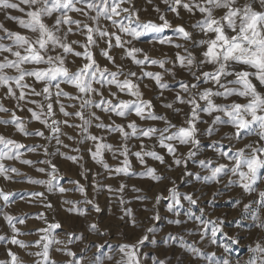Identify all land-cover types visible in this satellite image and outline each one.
Returning a JSON list of instances; mask_svg holds the SVG:
<instances>
[{
  "label": "snow or ice",
  "instance_id": "snow-or-ice-1",
  "mask_svg": "<svg viewBox=\"0 0 264 264\" xmlns=\"http://www.w3.org/2000/svg\"><path fill=\"white\" fill-rule=\"evenodd\" d=\"M161 2L166 5V11L175 14L176 18L183 19L180 10L186 12L190 19L197 15L199 18L190 24L191 30L183 24L173 26L153 0H147V3L152 4L154 11L159 13V20L162 22L159 24L151 20L142 21L139 16L140 9L135 7L134 0H0V12L5 14L7 20L16 22L19 28L25 30L12 31L0 23V32L4 33L0 35V89L5 90L0 101L12 99L15 101V108L20 111L26 109L31 113V120L26 122L17 116L14 110L0 102V112H11L10 119L0 118V125L5 127L11 125L26 137H40L49 142L55 140L56 145L63 147L68 145H64L60 139L61 125L76 128L83 134L78 143L93 142L95 150L88 149L92 159L106 171L114 172L116 175H138L157 183L167 179L152 167H147L140 173L132 172L129 159L131 155L142 165L145 164L147 157L158 161L168 170L173 167L181 168L182 177L187 178L186 183L219 185L223 184L224 178L227 177L225 189L237 186L245 194L258 192L256 200L243 204L240 219L250 217L252 225L264 232V215L261 214L264 210V190L258 191L259 184L264 183V92L258 90L257 84L253 82L255 80L260 87H264V0H244L243 3L241 0H161ZM11 11L23 15L13 16L10 14ZM72 13L82 18L76 19ZM166 30H170L171 34H165ZM149 34H152L150 39ZM77 35L84 39L82 41L70 39ZM177 40L183 43H177ZM137 42L169 45L182 51H176L174 58L168 57L167 53H164L162 58H152L144 49L136 46ZM101 43L106 47L100 48ZM113 48L123 49L121 59L130 58L134 65L140 67V73L131 69L126 70L124 66L116 64L110 54ZM94 49H99V54L111 63L116 71L101 67L95 59ZM69 56L82 61L75 71L68 67L69 62L75 63V59L68 60ZM149 66H158L161 71H146L145 68ZM208 66H211L210 70H205ZM176 69L186 73L190 79H177ZM166 75L172 77L176 87L164 80ZM145 78L154 82L158 90L154 98L161 106L170 110L172 115L181 117L180 125L174 124L167 114H158L151 99H144L140 85L144 83ZM36 84H41L42 87L37 90ZM62 85L74 88L75 94L66 92ZM113 86L117 91H112ZM144 87L151 88L148 84H144ZM105 91L108 92L107 97L104 95ZM165 92L174 93L173 99L169 100ZM119 93H125L131 99H120ZM33 97L41 99L36 100ZM232 97L244 98L246 102H237L236 99H230ZM62 99L76 103L65 104ZM217 99L223 102L217 103ZM54 105H58V111L64 117L78 118L81 123L70 124L68 119H56ZM177 105L187 106L188 112ZM69 107L77 110L69 112L66 110ZM94 109L104 113L110 121L113 115L125 120L135 115L141 121L163 122L164 127H156L154 124L141 127L135 120L129 121L126 125L116 124L115 121L106 124ZM205 115L212 118L211 123L203 118ZM33 120L43 125L49 134L46 136L45 131L40 129L29 131L27 124ZM201 124L207 127L201 129L199 127ZM223 125L233 129L232 135L225 136L224 139L230 141H240L249 137L256 139L250 140L243 148L235 151L231 143L225 148L219 141H212L208 148L215 156L228 163H220L207 157L200 158L202 138H210ZM93 126L109 135L118 133L122 143L113 146L105 142L104 136H97L89 131ZM68 138L74 139L72 136ZM133 138L140 142L139 150L135 152L131 151L128 144ZM144 139L149 141L154 139L155 143L146 146ZM157 145L165 150V154L156 150ZM180 146H186L187 152L180 153ZM41 147L45 156L56 155L55 152L49 153L46 146H26L0 134V161L20 160L22 164L35 166V162L21 159L23 156L21 149L36 152ZM105 151L110 152L113 159L124 157L120 166L110 168L103 159ZM166 155L171 157V163L166 160ZM65 158L73 162L81 159L76 156ZM40 163L49 165L51 170L43 167L36 170L45 173L49 178L43 180L28 177L27 182L44 185L48 192L57 189L60 193L68 191L59 185L58 170L51 160L46 159ZM190 164H195L198 171L191 170ZM9 173L20 175L16 168L6 167L0 162V177L10 180L12 177ZM72 183L78 184V181ZM171 183L172 187L167 189L169 203L166 207L176 219L169 220V223L181 226L189 221L194 222L196 228L188 230V234L198 235L199 241L189 243L183 236L169 234L163 243L178 244L203 264H231L229 257L232 245L238 244L239 240L229 237L224 231L225 220L220 217L209 219L203 207L199 208L197 215L192 208L198 205L200 197L194 193H181L176 181L172 180ZM124 187L125 185L121 184L119 191L122 192ZM75 190L81 193L85 191L83 186ZM109 191H112L110 187ZM14 195L0 189V200L3 201L0 216L11 232V235H0V245L5 246L8 257L7 264H29L28 260L22 258L8 245L23 250L24 256L30 258L31 264H58L51 255L54 245H64L55 248L56 252L68 258L63 264H86L85 253L92 247L96 248V252L87 264H104L105 259H112L110 255H105V249L110 247L107 244H93L80 252L73 251L68 245L82 240L83 236L67 233V242L57 239V230L62 229L58 222L37 229L40 235L34 242L26 243L19 239V236L34 233L21 231L17 227L18 224L24 225L26 220L32 217L27 215L14 217L4 211L15 202ZM28 195L33 198H44L42 192ZM220 195L221 190L218 189L208 203L214 206L215 199ZM137 199L145 200L147 197ZM161 199L164 197H156V206ZM182 201H187L189 205L187 209ZM64 203L73 205L67 209L70 213L75 212L81 216L87 213V209L75 207L73 201L66 200ZM83 203L100 212L99 206L92 201L85 199ZM121 203H124L123 199ZM240 203V200L235 199L232 206L239 207ZM44 207L50 209L52 205L45 203ZM125 215L131 216V210L125 209ZM34 218L47 223L43 213ZM150 219L158 221L160 213L156 211ZM131 223L136 226L134 217ZM235 223L237 227L240 226L239 220ZM89 229L98 231L95 224L89 225ZM156 231L154 225L147 228L135 244L117 246L121 257L116 264H145L149 253L142 252V249L146 242L151 245L157 244ZM205 240L222 249V256L218 257L216 252L209 253L197 246ZM32 248L39 250L30 251ZM249 253L245 264H264V241H255L254 246H249ZM153 264L169 262L167 259L153 258ZM236 264H240V261L237 260Z\"/></svg>",
  "mask_w": 264,
  "mask_h": 264
},
{
  "label": "rangeland",
  "instance_id": "rangeland-1",
  "mask_svg": "<svg viewBox=\"0 0 264 264\" xmlns=\"http://www.w3.org/2000/svg\"><path fill=\"white\" fill-rule=\"evenodd\" d=\"M243 2L244 0H241V3ZM134 3L135 7L140 9L139 16L142 21L146 22L151 20L158 24L162 23L159 20V13L154 11L153 5L148 4L147 0H134ZM153 3L160 8L161 12L165 14L166 18L173 24V26L183 24L188 30H191L190 24L194 21V19L199 18L197 15L195 18L190 19L189 15L183 10H180V15L183 17V19L176 18L175 14L166 11V5L163 4L161 0H153ZM125 6L127 7V5ZM10 14L13 16L23 15L22 13L16 11H11ZM71 15L76 19L82 18L76 13H72ZM0 23H3L5 28H8L12 31H25L19 28L16 22L7 20L3 12H0ZM3 34V32H0V35ZM165 34L170 35V30H166ZM151 35L152 34H149V39L151 38ZM70 39L82 41L84 38L77 35L70 37ZM125 39H127V37H125ZM176 42L183 43L181 40H177ZM5 43H7V41H5ZM136 46L144 49L152 58H162L164 53H167L168 57L174 58L176 51H182L169 45H160L158 43L153 45L137 42ZM104 47H106V45L101 43L100 48ZM110 54L114 57L116 64L124 66L126 70L131 69L138 74L140 73V67L134 65L130 58L121 59L123 55V49L113 48ZM94 56L101 67H108L111 71H116V68L99 54V49H94ZM73 59H75V63L73 64L69 62L68 67L75 71L76 68L81 65L82 61L81 59L74 58L72 56L68 57L69 61H72ZM210 67L211 66H208L205 70H210ZM145 70L153 72L161 71L158 66H149L145 68ZM176 72L177 79H190V77H188L187 74L180 69H176ZM121 79H123V77H121ZM133 79L135 80V78ZM164 80L169 84H172L173 87H176V85L173 84L171 76L166 75ZM253 82L257 84L258 90L264 92V87H260L258 82L255 80ZM144 84L150 85L151 88H145ZM35 87L37 90H39L42 85L36 84ZM62 87L66 92L72 94H75L76 92V90L71 86L62 85ZM140 87L144 93V99L152 100L153 104L155 105L154 110L158 114H167L169 119H171L174 124L180 125L182 123L180 116L172 115L170 110L163 108L160 102L154 98L158 94V90L156 89L153 81L145 78L144 83H142ZM4 91L5 90L0 89V97H3ZM112 91H117V89L113 86ZM104 95L107 97L108 92L105 91ZM165 96H167L169 100H172L174 93L165 92ZM119 98L131 99V97L125 93H119ZM33 99L39 100L41 98L33 97ZM230 99H236L237 102L240 103L246 102L244 98L232 97ZM0 102H2L5 107L14 110L16 115L23 118L26 122L31 120V113H29L26 109L24 111H20L19 109L15 108L14 100L4 99ZM62 102L65 104L76 103L75 101H68L66 99H62ZM216 102L222 103L223 101L217 99ZM28 107H34V105H28ZM177 107L183 108L185 112H188L189 110L187 106L184 105H177ZM54 110L57 113L55 118L58 120L68 119L70 124L81 123L78 118H66L60 114L58 111V105H54ZM66 110L69 112H74L77 109L69 107ZM94 111H97V115L101 116L104 123L106 124L115 121L116 124L126 125L129 121L135 120L136 123L141 127H146L148 124H154L156 127L160 128L164 127L163 122L141 121L135 115L129 116L127 120L113 115L112 121H110L104 113L95 109ZM0 118L10 119L11 112H0ZM203 118L211 123V117L205 115ZM199 127L204 129L207 127V125L201 124ZM27 128L29 131L36 129L44 130L46 136L49 134L48 131L44 129L43 125H41L38 121L33 120L31 123H28ZM61 131L62 134L60 139L63 141V144L68 145V147L56 145L55 140L49 142L40 137H26L17 132L11 125L7 127L0 125V134L4 135L6 138L14 139L26 146H46L49 153H56V155L45 156L43 147L38 148L36 152H27L26 149H21V152H23L21 159L31 160L35 162V166L22 164L20 160L6 159L4 161H0L6 167L16 168L20 173V175H17L16 173H9V175L12 177L10 180H5L3 177H0V189L6 193L15 194V202L11 203L7 208L4 209V211L14 217H23L25 215L32 217L27 219L24 225H17L21 231H31L34 233L33 235H23L18 237L24 242H34L35 240L39 239L40 235L37 233V229L45 228L50 223L58 222L62 225V229L57 230V239L67 242V233H75L76 235L83 236L82 240H77L74 244L68 245V247L72 248L73 251L80 252L86 246L93 244H107L110 247L105 249V255H110L112 259H105L104 264H116V261L121 257V253L119 252L117 246L122 244H135L144 235L147 228L155 225L157 229L155 233L157 244L151 245L147 244L146 242V246L142 249V252L149 253V258L146 260L145 264H153V258H158L161 260L167 259L169 264H203L201 260L194 259L188 251L179 247L178 244L170 243L166 245L163 243V240L168 237L169 234L177 237L183 236L184 239L189 243L199 241L198 235L188 234V230H194L196 228V224L194 222L189 221L187 224L181 226H176L169 223V220L176 219L172 213L167 211L166 207L169 203L167 199V189L172 187V180L176 181V186L181 193H194L195 196L200 197L198 200V205L192 208L193 212L199 215V208L203 207L205 208V215L209 219H216L217 217H220L221 219L225 220L224 231L227 232L229 237L239 240L238 244L232 245V252L229 257L231 264H236L237 260L240 261V264H245L250 255L249 246H254V243L257 240L264 241V232L252 225L250 217L240 219L241 212L243 211V204L256 200L258 197V192L252 193L250 195L245 194L243 193V190L237 186H232L231 188L225 189L224 184L227 183V177L224 178L223 184L219 185H204L199 182L186 183L185 180L187 178L182 177L183 170L181 168L173 167L171 170H168L164 165L159 164L158 161H153L151 158L147 157L145 158V164L142 165L135 158V156L130 155V170L135 173H140L143 172L147 167H152L157 170L158 174L166 176L167 179L157 183L151 179L141 178L138 175L124 176L123 174L116 175L114 172L109 173L92 159L88 149L92 148L93 151L95 150L93 142L86 141L83 144L78 143L83 134L79 133V130L76 128H71L62 124ZM89 131L94 135L104 136L106 138L105 142L112 144L113 146H118L122 143L118 133H112L109 135L108 133L101 129H97L94 126L91 127ZM232 133L233 129L230 126L223 125L220 126L219 130L215 132L210 138L203 137V147L201 149L202 155L200 158L207 157L218 160L220 163H228V161L215 156L212 150L208 148V145L211 144L212 141H219L220 144L225 148L231 143L234 145L233 150L235 151L236 149L243 148L245 144L250 142V140L256 139V137H249L240 141H230L228 139H224L225 136L230 137ZM69 136L74 137V139H69ZM144 143L146 146L151 145L155 143V140L153 139L152 141H149L144 139ZM128 144L132 152L139 150L140 142L135 138L129 140ZM74 149H79V151H73ZM156 150L161 154H165V150L160 149L158 145ZM179 152L186 153L187 147L180 146ZM65 156H76L81 159H78V162H73L69 159H66ZM46 159H50L52 164L56 166L58 170V183L60 186L68 189V191L60 193L57 189L52 192H48L46 186L44 185H37L27 182L28 177H31L32 179L43 180H47L49 178L45 173H40L36 170L38 167L51 170L49 165L40 163V161ZM103 159L110 168L114 169L117 166H120L124 157L120 156L117 159H113L112 154L105 151L103 154ZM166 160L168 163H171V157L166 155ZM190 169L193 171H198L195 164H190ZM233 179L236 178L233 177ZM73 181H78V184L72 183ZM121 184L125 185L122 192L119 191ZM79 186H83L85 190L84 193L75 190ZM109 187L112 189V191H109ZM134 189H138L139 191H134ZM218 189L221 190V195L215 199L214 206L210 205L208 202L213 199V193H215ZM260 190H264V183L259 184L258 191ZM33 192L44 193V198L30 197L28 194ZM142 196H146L147 199H137V197ZM157 196L164 197V199H161L158 206H156ZM85 199L90 200L94 204L98 205L100 212L94 211L91 205L84 204L83 201ZM121 199H123L124 203H121ZM235 199L241 201L239 207L232 206V201ZM66 200L75 202L74 206L77 208L87 209L86 215L81 216L77 215L75 212L70 213L67 211V209L69 207H73V205L64 203ZM45 203H50L52 207L50 209L45 208ZM182 203L184 204L185 209L189 207L187 201H182ZM2 206L3 201L0 200V207ZM125 209L131 210V216L125 215ZM156 211L160 213V219L158 221L150 219ZM40 213L44 214L47 219V223H45L44 220L34 218ZM261 214L264 215V210H262ZM121 217H124V219H121ZM133 217L135 218L136 226H133L131 223ZM181 219H184V217H181ZM237 220L240 221L239 227H237V224L235 223ZM92 224L97 226L98 231L94 232L89 229V225ZM5 234L11 235V232L7 227L3 217L0 216V235ZM197 246L209 253L216 252L218 257L222 256L223 254L222 249H219L215 245H211L207 240L202 243H198ZM8 247H12L13 251L17 252L22 258L28 260L29 264H31L30 258L24 256L23 250L11 245H8ZM56 247H64V245H54L51 252L52 258L56 260L58 264H63V262L68 258L62 253L56 252ZM38 250L39 249L36 248L30 249V251ZM95 252L96 248L92 247L90 251L85 253L86 264L92 258L93 253ZM7 260L8 257L5 246L0 245V264H7Z\"/></svg>",
  "mask_w": 264,
  "mask_h": 264
}]
</instances>
